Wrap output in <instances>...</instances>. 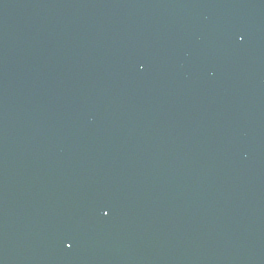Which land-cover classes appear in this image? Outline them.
I'll return each mask as SVG.
<instances>
[{
  "label": "water",
  "instance_id": "95a60500",
  "mask_svg": "<svg viewBox=\"0 0 264 264\" xmlns=\"http://www.w3.org/2000/svg\"><path fill=\"white\" fill-rule=\"evenodd\" d=\"M0 264H264V0H0Z\"/></svg>",
  "mask_w": 264,
  "mask_h": 264
}]
</instances>
